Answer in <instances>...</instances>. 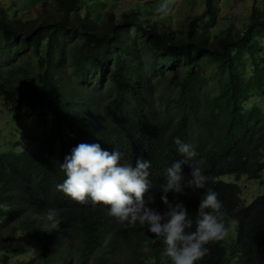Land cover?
<instances>
[{
  "label": "trees",
  "instance_id": "1",
  "mask_svg": "<svg viewBox=\"0 0 264 264\" xmlns=\"http://www.w3.org/2000/svg\"><path fill=\"white\" fill-rule=\"evenodd\" d=\"M97 1L91 18L85 0H0V105L31 124L0 141V249L26 234L38 249L20 264H169L146 228L55 186L70 148L98 142L130 163L148 159L153 195L164 169L182 158L177 136L197 153L182 168L203 157L206 186L229 221L261 226L249 264H264V182L258 190L238 183L264 177L263 0L231 16L222 13L229 0H172L167 15L153 11L159 0H136L133 8L118 3L117 18L111 6L101 13L109 0ZM33 129L38 144H17ZM203 191L178 198L189 215ZM13 255L5 249L0 258Z\"/></svg>",
  "mask_w": 264,
  "mask_h": 264
},
{
  "label": "clouds",
  "instance_id": "2",
  "mask_svg": "<svg viewBox=\"0 0 264 264\" xmlns=\"http://www.w3.org/2000/svg\"><path fill=\"white\" fill-rule=\"evenodd\" d=\"M171 7L172 0H159L153 11L167 15ZM172 142L182 158L164 169L162 184L153 195L148 194V159L137 157L130 163L120 151L102 148L98 142H79L70 148L59 164L64 178L55 187L77 202L106 205L107 214L118 223L146 228L153 241H161L169 264H196L215 254L225 264H249L255 255L250 248L261 239L263 229L257 223H241L239 218L229 221L218 193L206 186L209 177L202 171L203 157L185 171L182 165L197 156L196 150L177 136ZM186 189H204L191 215L178 199L187 195ZM53 215L49 209V218Z\"/></svg>",
  "mask_w": 264,
  "mask_h": 264
},
{
  "label": "rangeland",
  "instance_id": "3",
  "mask_svg": "<svg viewBox=\"0 0 264 264\" xmlns=\"http://www.w3.org/2000/svg\"><path fill=\"white\" fill-rule=\"evenodd\" d=\"M85 2L86 3L82 11L83 12L91 11L90 13L91 18H95L94 10L97 9L98 5L101 7V3L97 0H85ZM252 2L253 0H229L225 8L222 9V13L226 16H231L235 13L236 15L246 14L249 11L250 6L252 5ZM118 3L121 5H124V7L133 8L137 4L141 5L142 2L136 1V0H109V2H107L108 5L106 6V8L101 10V13L103 14L105 10L109 6H111V8L113 9L114 15L117 18L120 13V7L118 6ZM262 5L264 6V0H263ZM183 70L184 69L180 71H183ZM211 76H212L211 73H206V77L210 78ZM106 80H107V77L104 78L103 83H105ZM212 94H216V92L212 91ZM14 115H16V117H15V120L13 121L12 118ZM35 122L38 124L44 123L43 120H35ZM49 125L50 123H48V126ZM27 126L29 127L31 126V124L25 121L24 116L22 115V112L20 110L13 111L7 107H4L3 105H0V141H2L4 136H9L7 134L9 130L10 131L12 130L13 132L18 133V135L21 136L22 132L25 130ZM48 126H47V130L50 129ZM28 134L30 137L27 138V140L17 141V144H23L25 145V148L30 149V148H33L35 144H38L37 142L34 141L33 138L39 135V132L34 130V131L29 132ZM41 136H43V134H41ZM16 140L17 139H15V142ZM260 180L264 182V177L256 181L241 178L238 180V183L240 184L246 183L253 189L258 190L260 187V182H261ZM263 188H264V185H263ZM5 249H7L8 251H12L14 255L9 260L3 261L0 258V264H20L22 261L34 260L36 256V250L38 248L35 246L31 247L29 243H27L26 234H18L15 240L9 243L7 247L0 249V256H1V252L4 251ZM30 264H33V263H30Z\"/></svg>",
  "mask_w": 264,
  "mask_h": 264
}]
</instances>
